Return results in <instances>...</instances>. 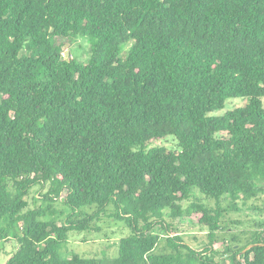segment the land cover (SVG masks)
Returning <instances> with one entry per match:
<instances>
[{"label":"trees","instance_id":"trees-1","mask_svg":"<svg viewBox=\"0 0 264 264\" xmlns=\"http://www.w3.org/2000/svg\"><path fill=\"white\" fill-rule=\"evenodd\" d=\"M72 37L89 41L85 63L62 58ZM263 99L264 0H0L5 264H264V222L219 237L227 211L264 194ZM169 136L177 153L147 150ZM34 187L68 211L60 225L27 210ZM109 206L128 229L114 259L63 257Z\"/></svg>","mask_w":264,"mask_h":264},{"label":"rangeland","instance_id":"rangeland-1","mask_svg":"<svg viewBox=\"0 0 264 264\" xmlns=\"http://www.w3.org/2000/svg\"><path fill=\"white\" fill-rule=\"evenodd\" d=\"M90 43L87 39L82 38H69L67 43L62 49V58L64 60H76L79 63H85L90 57ZM128 47L124 48V52ZM264 107V99L262 100ZM245 104L244 100L234 99L229 100L225 104V108L222 111L215 112L210 115V117H220L226 112L238 108ZM152 148L164 149L167 152L177 153L178 147L177 142L172 136L167 137L164 140L155 141L147 145V150ZM48 188L45 187L40 189L39 187H34L29 192L27 197V210H37L39 208L49 207V212L56 211V218L58 220V225L68 214V211L62 206L61 202H56L53 204L44 203L43 195L47 192ZM202 200L204 198H201ZM208 205L213 206V202L208 203ZM239 212L227 211L222 219L221 232L219 234L220 238L228 239L230 235L233 234H247L257 229L256 224L259 222H264V194L258 195L255 199L245 201L244 203L240 201ZM183 207L188 205V202H183L181 204ZM225 207V204H223ZM95 209H83L82 216L86 214L94 213ZM48 216L45 219H49ZM114 213V208L109 206L103 215H100L98 220L93 221L90 224V229L87 232L82 233H70L68 235L67 243L63 246L61 254L63 257L70 258L73 254L80 255L84 258H98L105 259L106 261H112L116 255L117 244L120 239L128 235V229L123 222L117 221L110 217ZM168 223L172 221L170 219L166 220ZM179 230L186 243L193 247L201 248L203 243H205L204 230L200 229L198 226L191 223V221H186L185 219L177 220ZM244 238V236H242ZM162 238L159 242L158 249L163 247ZM219 252H222L224 247H216ZM16 242H10L6 245H0V264H5L6 260L16 251ZM217 262L219 264H229L227 256L219 253L217 257Z\"/></svg>","mask_w":264,"mask_h":264}]
</instances>
